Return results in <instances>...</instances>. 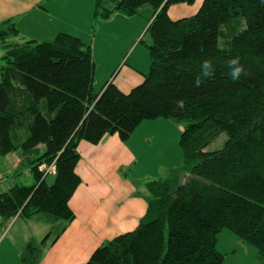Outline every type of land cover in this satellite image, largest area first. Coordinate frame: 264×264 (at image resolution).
<instances>
[{
  "label": "trees",
  "instance_id": "16d2710c",
  "mask_svg": "<svg viewBox=\"0 0 264 264\" xmlns=\"http://www.w3.org/2000/svg\"><path fill=\"white\" fill-rule=\"evenodd\" d=\"M195 3L180 18L169 10ZM143 6L149 67L127 92L112 81L93 92L90 46L78 37L20 41L12 21L0 22V157L20 159L7 190L0 173L1 221L18 211L43 214L57 226L52 244L75 217L68 202L81 183L79 142L97 145L114 134L125 142L140 123L163 118L182 128L183 163L145 178L138 225L103 241L83 264H225L216 248L225 230L264 264V0H94L93 17ZM233 58L231 67L242 69L236 79ZM24 160L30 184L17 180ZM48 238L27 244L21 264H37Z\"/></svg>",
  "mask_w": 264,
  "mask_h": 264
},
{
  "label": "crops",
  "instance_id": "0c3cea01",
  "mask_svg": "<svg viewBox=\"0 0 264 264\" xmlns=\"http://www.w3.org/2000/svg\"><path fill=\"white\" fill-rule=\"evenodd\" d=\"M83 1L84 14L80 12L78 16L69 14L66 8L72 0H0V22L12 21L20 41H47L59 32L78 37L74 32L78 17L84 18L86 14L93 16L92 10L86 12L90 0ZM197 8L196 3L191 7L177 4L169 10L170 12L172 10L171 15L176 19L194 13ZM91 34L93 33H89L88 36ZM91 56L93 58V54ZM134 58L137 60V55ZM123 70L138 77L136 85L142 81V76L134 68L130 69L127 66ZM114 84L121 91L127 92ZM77 149L80 159L75 167V173L81 179V183L68 202L75 217L52 244L49 241L41 250L37 264H83L103 241L133 230L140 218L145 215L147 209L145 178L136 172L141 164L137 162L140 157L127 141L122 142L114 134L105 136L97 145L81 141ZM12 160L9 164L16 168L20 159L15 155ZM131 165L132 167L126 171ZM27 218L31 220L30 217ZM21 226L18 225L8 239L3 238L0 241V255L9 250H15L12 253L14 256L17 255L15 239L19 235L23 240L28 237L25 227L21 230ZM17 228H20V231ZM238 247L241 248L240 253H237ZM216 248L224 253L225 264L231 259L235 260L234 264H241L238 255L246 257L254 254L249 245L224 231L217 236Z\"/></svg>",
  "mask_w": 264,
  "mask_h": 264
},
{
  "label": "rangeland",
  "instance_id": "374dc122",
  "mask_svg": "<svg viewBox=\"0 0 264 264\" xmlns=\"http://www.w3.org/2000/svg\"><path fill=\"white\" fill-rule=\"evenodd\" d=\"M93 1L90 0V3L86 6L87 13L93 11ZM83 6V0H72L66 8L69 14L78 15L80 12L84 14ZM148 9L147 6H143L138 10L137 14L128 16L114 11L104 19L100 16L96 19V17L90 14H86L84 18L78 17V21L74 25L76 29L74 32L78 35V38L90 46L91 54H93L92 59L95 62L93 92H98L100 87L109 80H113L122 90L129 91L136 85L138 77L130 75L129 72H125L123 69L129 66L130 69L134 68L141 73L147 71L149 67L147 46L150 43V37L148 34L144 35V30L150 16ZM89 33L93 34L88 36ZM136 55L138 57L137 60L134 58ZM132 71L136 73L134 70ZM181 129L180 124L172 120L163 118L145 120L135 128L134 132L126 140L129 146L137 151L138 157L141 159V164L136 169V172L147 178L146 182L154 181L160 176H165L169 169L177 168L183 163L182 152L178 145ZM220 141L216 140L209 148H220L224 138ZM8 157L12 160L15 156L0 157V173L5 179L1 185L2 191L7 190L16 180L14 176L16 172L15 168L9 164L10 160H8ZM131 167L132 165L128 166L126 171ZM29 171L27 160H24L23 165L19 169L20 175L17 180H20L24 184L32 183L34 178ZM51 179V177H48L47 181L50 182ZM45 218L40 213L31 215V220L19 215L10 223L5 239H8L12 235L13 230L18 225H22L20 227L21 230L25 227L28 237L23 240V237L19 235L15 239V242H17L15 244L17 245V255L14 256L12 253L15 250L3 253L0 255V264H21L27 244L34 243L38 244L35 247H39V242L45 235H49L47 242L53 239L57 232V226L47 222ZM31 225L36 228H33ZM20 228H17L18 231H20ZM224 232L231 234L226 230ZM231 235L235 237L233 234ZM251 249L254 248L251 247ZM240 252L241 248L238 247L237 253ZM238 257L241 259V264H254L257 262L255 254H249L246 257L238 255ZM234 263L235 260L232 259L226 262V264Z\"/></svg>",
  "mask_w": 264,
  "mask_h": 264
},
{
  "label": "clouds",
  "instance_id": "9594fccd",
  "mask_svg": "<svg viewBox=\"0 0 264 264\" xmlns=\"http://www.w3.org/2000/svg\"><path fill=\"white\" fill-rule=\"evenodd\" d=\"M237 63L236 61V58H233L231 61H230V68H229V73H230V76L233 78V79H236L239 77V74L241 73L242 69L240 66H235V67H231V65H235ZM201 67L203 69V74L204 75H207L210 71V61L208 59H204L202 60V63H201ZM196 83H199L200 82V76H197L196 77Z\"/></svg>",
  "mask_w": 264,
  "mask_h": 264
},
{
  "label": "built area",
  "instance_id": "2783aa9c",
  "mask_svg": "<svg viewBox=\"0 0 264 264\" xmlns=\"http://www.w3.org/2000/svg\"><path fill=\"white\" fill-rule=\"evenodd\" d=\"M0 182H1V175H0ZM19 211L15 214V216L10 219V222L9 224L7 223H2L1 221V218H0V241L5 237L6 233H7V230H8V227L10 225V223L19 215Z\"/></svg>",
  "mask_w": 264,
  "mask_h": 264
}]
</instances>
